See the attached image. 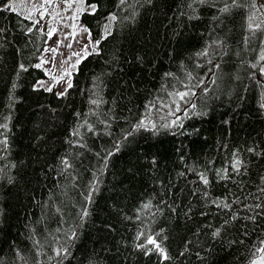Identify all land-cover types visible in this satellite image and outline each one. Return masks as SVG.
Returning a JSON list of instances; mask_svg holds the SVG:
<instances>
[{
  "label": "trees",
  "instance_id": "1",
  "mask_svg": "<svg viewBox=\"0 0 264 264\" xmlns=\"http://www.w3.org/2000/svg\"><path fill=\"white\" fill-rule=\"evenodd\" d=\"M9 1L0 264L264 257V0H86L97 47L63 95L36 87L48 35Z\"/></svg>",
  "mask_w": 264,
  "mask_h": 264
},
{
  "label": "rangeland",
  "instance_id": "2",
  "mask_svg": "<svg viewBox=\"0 0 264 264\" xmlns=\"http://www.w3.org/2000/svg\"><path fill=\"white\" fill-rule=\"evenodd\" d=\"M8 6L32 18L48 35L37 63L45 77L36 82V87L64 93L78 64L96 51V41L82 21V14L93 12L95 5L86 0H10Z\"/></svg>",
  "mask_w": 264,
  "mask_h": 264
},
{
  "label": "snow or ice",
  "instance_id": "3",
  "mask_svg": "<svg viewBox=\"0 0 264 264\" xmlns=\"http://www.w3.org/2000/svg\"><path fill=\"white\" fill-rule=\"evenodd\" d=\"M123 2H124V0H121V3H123ZM201 2L203 3L204 0H201ZM227 10H228L227 7H225L224 9H221V11H227ZM109 19H110V20H115L116 17H115V16H111ZM250 27H251V25H250ZM256 27L259 28L260 25L257 24ZM30 30H31V29H30ZM97 43H99V41H97ZM69 46H70V45H69ZM74 55H75V53H74ZM262 58H264V57H262ZM37 67H40V65H37ZM69 87H71V84H69ZM47 90L51 91L50 88L47 89ZM65 91H66V90H65ZM60 95H63V93H60ZM177 95H179V96L181 97V99H183L186 95H188V93H178ZM94 103H95V102H94ZM172 123H173V124H177L178 121H177V120H173ZM143 126H144V125H143V121H141V122L137 125V128H140V127H143ZM165 127H168V125H165ZM237 164H238V162H237ZM65 166L67 167V162H65ZM236 166H237L236 164L233 165V167H236ZM205 183H207L206 180H205ZM216 234H217V233H214V235H216ZM147 242H148L149 244H155V243H156L155 240H153L152 238H149ZM138 247L143 248L144 245H138ZM157 247H159V246L157 245ZM161 251H162V250H161ZM257 251L264 252V248L257 249ZM164 258H165V259H168L167 256H165ZM252 264H264V257H262L259 261H256V260L252 261Z\"/></svg>",
  "mask_w": 264,
  "mask_h": 264
}]
</instances>
